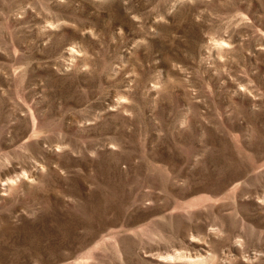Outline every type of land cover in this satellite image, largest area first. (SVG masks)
Wrapping results in <instances>:
<instances>
[{"label":"rangeland","instance_id":"1","mask_svg":"<svg viewBox=\"0 0 264 264\" xmlns=\"http://www.w3.org/2000/svg\"><path fill=\"white\" fill-rule=\"evenodd\" d=\"M0 264H264V0H0Z\"/></svg>","mask_w":264,"mask_h":264}]
</instances>
